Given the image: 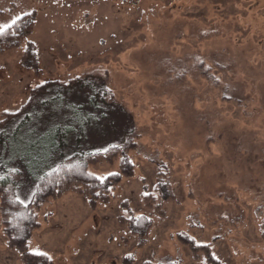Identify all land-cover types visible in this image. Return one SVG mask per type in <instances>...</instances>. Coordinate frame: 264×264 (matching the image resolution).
Instances as JSON below:
<instances>
[{
	"label": "rangeland",
	"instance_id": "rangeland-1",
	"mask_svg": "<svg viewBox=\"0 0 264 264\" xmlns=\"http://www.w3.org/2000/svg\"><path fill=\"white\" fill-rule=\"evenodd\" d=\"M31 13L32 33L0 55V119L32 116L35 129L10 140L11 154L136 141L135 174L114 201L49 200L31 246L53 264H264V0H0V25ZM124 156L88 171L119 173ZM5 220L0 197V264H25Z\"/></svg>",
	"mask_w": 264,
	"mask_h": 264
},
{
	"label": "trees",
	"instance_id": "trees-1",
	"mask_svg": "<svg viewBox=\"0 0 264 264\" xmlns=\"http://www.w3.org/2000/svg\"><path fill=\"white\" fill-rule=\"evenodd\" d=\"M22 17L23 19L19 20L16 26L10 30L11 32L17 33L15 37L9 34L6 38H0V55L19 47L22 41L32 33L35 25V13H31L30 15L25 14ZM28 44L30 45V42ZM30 52L29 48L27 53ZM32 54L33 58H35L33 52ZM34 65H36L35 59L33 61V67H35ZM54 84L55 82H49L33 89L31 92L32 99L37 95L46 94ZM106 98L104 96V100ZM108 100H105V102L108 103ZM16 116L7 117L6 123L0 129L4 133V135H0V149H6L9 154V158L5 159V152L0 150V163L7 166L13 160L22 159L27 166V172L30 173V179L35 180L38 187L33 189L35 195L28 198L27 208L10 203L14 201L15 195L20 192V189L14 184V178L11 174H7V172L0 173L8 175L7 183L0 182L1 208L6 215L4 226L8 248L20 260L22 259L25 264H36V258L29 254L30 250L28 249L29 239L38 227V219L35 212L49 200L71 191L87 196L89 198V205L93 210H99L100 206L112 203L115 199L114 190L117 189L118 185L122 184L124 179H130L135 174L136 165L127 156V152L131 146L136 145V141L132 139L130 140V144L119 145L118 148L107 152L84 151L79 149L80 147L78 145H75L74 148L69 150L67 155H64V149L66 151V145L69 146V142L65 141L60 145L54 140V145L51 143V147L44 145L42 150L38 151L39 155L34 156L30 152L25 155H21L18 152H12L11 154L12 150L8 144H11V139L16 140L20 136L22 128L29 129L27 130L28 132H31L30 128H32V132L35 131L34 125L32 124V116H28L23 120L21 125H15L13 120ZM50 131L53 133V139L60 138L61 135H64V138L71 137L68 135L69 131L67 135L52 131V129ZM76 137L81 139L82 135ZM122 154H125V156L121 162L120 172L118 175L107 176L103 183L96 180L95 177L97 176L88 171L89 165L106 161L113 162L117 156ZM53 168L57 170L53 171ZM49 172H51V175H46ZM41 176L44 178L39 179ZM168 194L172 197L174 196L171 190H169ZM164 214L167 217L166 213ZM153 225L154 222L147 215H142L138 222L140 232L145 234L150 231ZM143 241L144 239L141 238V242ZM26 249L28 250L26 251ZM207 263L219 264L216 259H210ZM44 264H53V261L51 259L44 262ZM147 264L154 263L147 261ZM167 264H180V262L172 260L167 262Z\"/></svg>",
	"mask_w": 264,
	"mask_h": 264
},
{
	"label": "snow or ice",
	"instance_id": "snow-or-ice-1",
	"mask_svg": "<svg viewBox=\"0 0 264 264\" xmlns=\"http://www.w3.org/2000/svg\"><path fill=\"white\" fill-rule=\"evenodd\" d=\"M22 19L23 17H18L16 20H13L11 24L0 25V38H6L9 36V34L15 37L17 33L11 32L10 30L16 26L19 20H22ZM202 63L203 61H201V64ZM47 103L48 101L46 99H41L39 101V104L41 105H47ZM4 115H5V118H7V117H11L13 115H18V114L9 112L6 109ZM5 123H6V119H0V129H2ZM0 135H4L2 130H0ZM118 147L119 145L114 144L111 146V148H105L104 151L107 152L110 150H114L115 148H118ZM0 150H3L5 152V157H4L5 159L9 158V154L7 153L6 149H0ZM56 170H57L56 168H53V171H56ZM4 172H7V174H11L13 176L14 184L18 186L20 189V192L15 195L14 201H11L10 203H15V204H18L20 206L27 208L28 198L32 195H35V193L33 192V189L35 187H38V185H36L35 180L30 179V173L27 172V166L25 165L24 161L22 159H16V160H13L10 165H7V166L0 163V173H4ZM46 175H51V172L46 173ZM109 175H118V173H109ZM43 178H44L43 176L39 177V179H43ZM7 179H8V175L0 174V182L7 183ZM95 179L103 183L106 177L97 176L95 177ZM210 211H214V210H210ZM205 247L207 246L205 245ZM28 249H31L29 254L32 257L36 258V264H44V262L51 260V256H49L45 250L39 247L33 248L31 244L29 243ZM28 249H26V251ZM129 258H131V256H129ZM212 258L216 260L219 259L218 256H213ZM149 259L150 257L147 255L145 257H141L140 264H147V261ZM167 259L168 258L166 256H162L158 264H167Z\"/></svg>",
	"mask_w": 264,
	"mask_h": 264
}]
</instances>
